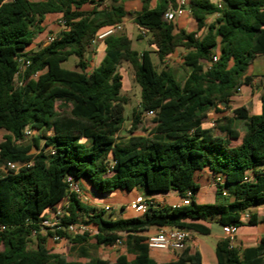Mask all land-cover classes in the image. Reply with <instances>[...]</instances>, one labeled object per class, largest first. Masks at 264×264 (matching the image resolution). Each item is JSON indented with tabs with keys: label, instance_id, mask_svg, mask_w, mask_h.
I'll return each instance as SVG.
<instances>
[{
	"label": "trees",
	"instance_id": "1",
	"mask_svg": "<svg viewBox=\"0 0 264 264\" xmlns=\"http://www.w3.org/2000/svg\"><path fill=\"white\" fill-rule=\"evenodd\" d=\"M125 1L0 0V165H23L18 172H0V225L5 227L0 232V264H202L201 255L188 247L178 252L177 260L157 263L148 234L170 227L209 235L211 229L203 222L238 228L264 223L255 213L242 221L244 213L264 204V83L259 114L242 106L214 128L203 126L211 111L224 112L219 105L229 108L244 86H252L250 67L264 56V0H222V9L211 0H193L190 14L197 32L164 19L177 0H158L155 8L153 0H141L142 10L132 14L143 31L140 39L150 35L161 63L183 50L188 71L184 80L169 66L159 71L151 52L133 49L124 29L94 43L101 32L130 15ZM52 15L58 16L62 30L48 45L30 50ZM98 44L104 57L91 68ZM73 56L76 69L64 68ZM23 57L30 65L24 85L16 88ZM124 63L133 67L141 87L140 109L134 111L127 138L119 136L128 104L122 95ZM149 111L155 112L156 126L147 136L137 135ZM238 120L245 124L243 136L234 125ZM28 128L37 133L31 142L25 136ZM203 171L213 180H224L216 186L214 204L196 202L197 175ZM250 173L253 180L247 182ZM68 178L86 184L93 197L136 188L152 195H193L189 206L150 203L142 217L106 219V210L84 204L71 191ZM59 209L64 210L65 226L83 224L97 233L71 236L49 228L43 234L42 222ZM54 235L69 240L71 249L79 250L78 259L52 253L48 241ZM92 238L95 244L90 245ZM119 242L127 252L115 260L91 258L88 251L89 245ZM216 256L217 264H264V238L244 249L225 239L217 244Z\"/></svg>",
	"mask_w": 264,
	"mask_h": 264
},
{
	"label": "rangeland",
	"instance_id": "2",
	"mask_svg": "<svg viewBox=\"0 0 264 264\" xmlns=\"http://www.w3.org/2000/svg\"><path fill=\"white\" fill-rule=\"evenodd\" d=\"M106 4L112 3V0H105ZM132 4V3H131ZM88 9L90 7H87ZM131 17V16H130ZM133 17V16H132ZM131 23H133L131 21ZM44 26H46V32L44 34H38L36 37V42L34 45L30 48L32 51H36L40 49L41 47L45 46L44 44L49 42L50 37H55L57 34L62 30V27H60V20L58 16L52 15L49 16L47 20L44 22ZM126 32V30H123ZM127 33V32H126ZM129 35L132 37L133 40V49L137 50L140 53H144L145 51L151 52V59L157 66V69L160 71L164 67L169 66L173 69H175L178 73V76L181 80H184L186 78V75L188 73L185 65L183 64V60L181 59V55L172 57L168 62L161 63L157 54L154 51V47L150 45L149 39L150 35L143 36L142 39H140V36L143 35V31L139 27H135L134 31L128 30ZM49 44V43H48ZM47 44V45H48ZM99 45V44H98ZM76 63L77 58L75 56L71 57L70 60L63 64L64 68L67 69H76ZM98 65V59L96 58L95 61L91 64V68ZM250 71H252L255 75L261 76L264 78V56H259L254 64L250 67ZM120 72L123 76V91L122 95L128 98V104L125 107V122L123 124V128L121 132L119 133L120 137H130V129L133 122V116L134 111L139 110L140 106V99H141V87L136 83L135 81V72L133 67L129 63L122 64L120 68ZM256 76V77H257ZM254 77V78H256ZM253 78V79H254ZM253 89H250L249 86H244V90L238 94H236L232 98L231 106L229 108H226L223 110L224 112L219 113L216 111H211L213 114L211 117H209L206 120V128H213L212 123L216 122L225 117V116H232L233 110L238 107L244 106V103H247L251 109V112L253 114H259L261 111L259 109L260 104V98L262 95V91H260V88L262 87V83L258 81H252ZM248 97V98H247ZM246 106V105H245ZM142 124L140 125L139 130L136 132L137 135H143L147 136L150 134V132L155 128L156 124L154 122V117H148L143 115L142 117ZM235 126L239 128L240 132L242 133V136L245 133L246 128L242 124L241 121H236ZM37 136V133L34 134ZM33 135V136H34ZM32 137L28 138L27 141L31 142ZM4 142V133L0 134V144ZM238 143L240 141H237ZM80 186L83 190V192L89 193L85 190L83 187V182L80 183ZM133 192H139V188L134 189ZM122 194V193H120ZM126 194V193H124ZM131 194V193H128ZM116 195H106V197L103 199H100V206L97 207L98 210H105V206H111L114 208V204L116 203ZM84 204H88L89 201L81 200ZM63 207H67V203L65 202L63 204ZM91 207V206H90ZM130 206L128 207V209ZM131 211L128 214L123 213L120 211V207L114 208L112 211H104V217L106 219H118V218H133V217H142L144 213L137 212L136 210L130 208ZM256 209V208H254ZM218 227V225H215ZM241 228V227H240ZM48 232V230H47ZM47 234V233H46ZM96 233H93L91 236L93 237ZM35 239H33L34 243ZM32 243V245H33ZM95 244V240L92 238L90 240V245ZM88 246V251L90 253L91 258H104V259H110L115 260V258L119 254H125L127 252V249L124 244H117L115 246H101L99 248H93L92 246ZM73 246L72 243L66 242V241H54L53 238H49L48 241V247L51 250L52 253H59L64 254L68 256L69 260L78 259L79 250L73 251L71 247ZM130 258H132L131 255H129ZM82 261H89V259H80Z\"/></svg>",
	"mask_w": 264,
	"mask_h": 264
},
{
	"label": "crops",
	"instance_id": "3",
	"mask_svg": "<svg viewBox=\"0 0 264 264\" xmlns=\"http://www.w3.org/2000/svg\"><path fill=\"white\" fill-rule=\"evenodd\" d=\"M178 1V0H177ZM193 0H187V12L181 16L176 18V24L179 28L185 29L188 32H197L198 27L196 21L192 18L190 14V4ZM221 0H211L214 4H218ZM132 3V4H131ZM158 4V0H153L151 4V8H155ZM126 9L128 12H130V15H128L125 18V21L123 23V29L126 30L128 36L132 39V37L129 35L128 30L134 31L135 27L137 25L133 22L134 17H132L134 13L139 12L142 10V2L141 0H126L125 1ZM131 16V17H130ZM49 17V16H48ZM46 18V20L48 19ZM216 16L210 17L208 20V23H212L215 20ZM131 21L133 23H131ZM46 30L41 33L44 34ZM203 31H200L199 34H203ZM36 42V39H35ZM48 43L46 42L44 45L46 46ZM155 50V48H154ZM182 54V55H181ZM181 55V59L183 60V57L185 55V52L183 50H178L176 51L173 55L168 56L165 59V62H168L172 57ZM104 57V47L100 44L96 48V53L93 55L91 64L95 61V59H98V65L102 61ZM97 65V66H98ZM95 66V67H97ZM93 67V68H95ZM249 75L256 77L252 71L249 70ZM260 81L261 83H264V78L261 76H257L256 78L253 79V81ZM250 89H253V85L249 86ZM244 88H242V91ZM260 91H262V87L260 88ZM248 98V97H247ZM260 104H261V98H260ZM246 107H249L247 103L243 104ZM259 109L261 111L262 107L259 106ZM251 111V109H250ZM252 113V112H251ZM213 112H210L207 115V118L204 121L203 126L205 127L206 125V120L211 117ZM253 114V113H252ZM231 117V116H229ZM236 122V121H235ZM242 124L245 127V124L242 122ZM235 125V123H234ZM206 128V127H205ZM239 130L238 127L235 126ZM240 131V130H239ZM242 134V133H241ZM197 183L200 184V190L196 195V202L199 204H214L216 202V186L214 185V180L213 176L209 171H203L198 173L197 175ZM84 185V184H83ZM84 188L87 192H89L88 186L85 184ZM134 191V190H133ZM121 192L117 191L113 193L116 195V203L114 204V208H119L120 211H122L125 214L130 213L131 209H133L132 205L136 202L138 197H143L147 200L148 203L156 204L157 206H172V205H180L182 202V197L180 193L178 192H170L166 194H157V195H152L144 190L139 189V192ZM122 193V194H120ZM126 193V194H124ZM131 193V194H128ZM89 203L87 205L91 207H99L101 202L100 199H104L106 196H91L89 193H86ZM130 208L128 209V207ZM249 215L251 213H255L258 215L259 218H264V204L261 206L256 207V209H252L251 211L246 212ZM204 225L209 227L211 229V234L209 235H201L199 233H194L191 232V239L188 243V248L190 249L191 253H196L198 252L201 255L202 259V264H217V256H216V246L220 241H223L226 239L224 232H223V227L220 226L216 222H203ZM218 225L216 227L215 225ZM161 229L153 228L150 233L148 234L149 236L156 235L158 231ZM90 233L91 235L93 233H97V231L93 228H90ZM264 238V223H260L257 226H249L245 225L241 228H239L236 236L233 238V246L235 247H240L242 249L246 247H254L257 246L260 240ZM132 258H129L132 260L134 259V256L131 255ZM151 256L152 258L157 262V263H167L171 261H175L178 258V252H166V251H160V250H151Z\"/></svg>",
	"mask_w": 264,
	"mask_h": 264
},
{
	"label": "built area",
	"instance_id": "4",
	"mask_svg": "<svg viewBox=\"0 0 264 264\" xmlns=\"http://www.w3.org/2000/svg\"><path fill=\"white\" fill-rule=\"evenodd\" d=\"M187 0H178L175 7L169 8V10L164 14V19L168 22L174 21L176 18L183 16L187 12ZM219 9L223 8V2L222 0L217 4ZM219 16V14L217 15ZM123 30V24H118L113 27H109L105 29L103 32H101L96 41L94 43H97L103 39H105L107 36L115 34L119 31ZM54 40V37L49 38V42H52ZM218 58L215 56L214 61H217ZM20 67L18 72L15 75L14 79V86L16 88H20L24 85L23 78L25 76L26 69L30 65V61L26 59L25 57L20 59ZM219 108L221 110H224V107L222 105H219ZM146 116L148 117H154L155 112L149 111L146 113ZM211 127H215V122L212 123ZM35 132L32 129H26L25 136L26 138H31ZM22 164H17L13 162H7L0 165V172H8V171H14L18 172ZM262 173H264V166L260 169ZM247 182H250L253 180L252 173L248 174L246 179ZM68 183L70 184L71 191L78 194V197L80 200H86L89 201L87 195L83 192L81 186L78 183H75L72 178H68ZM224 180L222 177H217L214 180V185L217 186L218 184H223ZM223 194L225 196H228L227 191H224ZM192 192L188 191L186 193V196L182 198V202L180 205L189 206L191 204V198H192ZM150 203L147 202V200L143 197H138L136 202L132 205L133 209L137 212L145 213L148 205ZM180 205H172L173 208H176ZM106 211H112L114 208L111 206H105L104 208ZM64 216V210L59 209L55 212H50L46 219L42 222V233L46 234L47 230L50 228L52 230L58 229V230H65L70 234L71 236H76L78 234H82L84 232H90V228L88 226H85L83 224H69L65 226L63 224L62 218ZM250 215L248 213H244L242 215V221L248 220ZM5 229L4 226L0 225V232ZM239 228L237 226L231 225V226H224L223 232L226 237V239H230L233 242V238L236 236ZM33 235H36V232L33 233ZM54 241H63L62 238H60L57 235H54L52 237ZM191 239V232L187 231L185 229L181 228H162L156 235H152L148 237V245L150 250H160V251H166V252H182L188 247V243ZM66 242H69V240H66ZM118 244H122L119 242ZM233 245V244H232Z\"/></svg>",
	"mask_w": 264,
	"mask_h": 264
}]
</instances>
